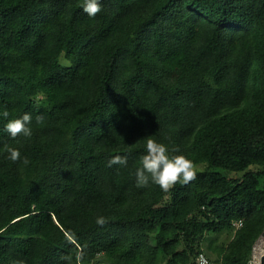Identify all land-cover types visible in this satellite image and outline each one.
I'll use <instances>...</instances> for the list:
<instances>
[{"label":"trees","instance_id":"1","mask_svg":"<svg viewBox=\"0 0 264 264\" xmlns=\"http://www.w3.org/2000/svg\"><path fill=\"white\" fill-rule=\"evenodd\" d=\"M100 3L90 18L82 0H0V264H194L239 220L211 260L248 264L264 230V0ZM26 112L32 137L12 139ZM148 136L204 160L196 179L137 188Z\"/></svg>","mask_w":264,"mask_h":264},{"label":"clouds","instance_id":"2","mask_svg":"<svg viewBox=\"0 0 264 264\" xmlns=\"http://www.w3.org/2000/svg\"><path fill=\"white\" fill-rule=\"evenodd\" d=\"M81 8L90 18L96 17L102 11L100 0H82ZM0 116L7 119L10 112L5 108L0 112ZM42 122L43 117L37 116L36 123L42 124ZM31 123L32 116L26 112L19 118L8 119L4 130L12 139L19 136L31 138L33 135L30 127ZM144 149L145 154L139 158V167L135 171V186L137 188H147L150 184H154L163 192H168L177 184L187 185L196 179V165L185 155L176 154L179 153V148L170 150L165 144L159 143L148 136L145 140ZM4 151L7 152L6 158L13 163L21 161L19 149L5 146ZM21 162L27 166L30 161L27 157H24ZM113 164L126 166L127 158L119 155L115 156L109 160L108 166L111 167ZM96 224L104 227L107 220L105 217L100 216L96 219ZM61 259L66 261V264H83L80 254H77L75 261L69 256H63ZM10 264H24V262L22 260H12Z\"/></svg>","mask_w":264,"mask_h":264},{"label":"rangeland","instance_id":"3","mask_svg":"<svg viewBox=\"0 0 264 264\" xmlns=\"http://www.w3.org/2000/svg\"><path fill=\"white\" fill-rule=\"evenodd\" d=\"M105 162L108 165L109 158L108 156L105 157ZM196 165V168H203L205 166V161L201 158H198L197 160L193 161ZM252 169H256V166H251ZM220 171L226 175L229 178L233 177H240L242 175L243 171H232L225 168H219ZM239 221H234L233 228H226L219 232H207L202 239L201 245L203 248V252H201L203 255H206L208 258L212 259L214 258V251L212 248H209V243H212V246H220L225 245L228 240L232 237L234 233V229L239 225ZM258 250V251H257ZM264 251V235H259L255 241L252 243L249 251V258H248V264H260V256ZM100 257H103L101 254Z\"/></svg>","mask_w":264,"mask_h":264},{"label":"built area","instance_id":"4","mask_svg":"<svg viewBox=\"0 0 264 264\" xmlns=\"http://www.w3.org/2000/svg\"><path fill=\"white\" fill-rule=\"evenodd\" d=\"M238 224L240 225V220ZM194 264H217V262L214 260H211L206 255L199 253L198 256L195 258Z\"/></svg>","mask_w":264,"mask_h":264},{"label":"water","instance_id":"5","mask_svg":"<svg viewBox=\"0 0 264 264\" xmlns=\"http://www.w3.org/2000/svg\"><path fill=\"white\" fill-rule=\"evenodd\" d=\"M261 235H264V230L261 232ZM263 258H264V251H263V253L261 254L260 259H259L260 264H263Z\"/></svg>","mask_w":264,"mask_h":264},{"label":"bare ground","instance_id":"6","mask_svg":"<svg viewBox=\"0 0 264 264\" xmlns=\"http://www.w3.org/2000/svg\"><path fill=\"white\" fill-rule=\"evenodd\" d=\"M258 251V250H257Z\"/></svg>","mask_w":264,"mask_h":264}]
</instances>
